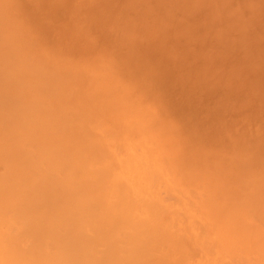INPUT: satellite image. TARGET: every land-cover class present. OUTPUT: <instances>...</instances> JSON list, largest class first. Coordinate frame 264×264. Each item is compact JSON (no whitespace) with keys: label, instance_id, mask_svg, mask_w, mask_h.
Returning <instances> with one entry per match:
<instances>
[{"label":"rangeland","instance_id":"1","mask_svg":"<svg viewBox=\"0 0 264 264\" xmlns=\"http://www.w3.org/2000/svg\"><path fill=\"white\" fill-rule=\"evenodd\" d=\"M15 70L17 78L34 77L32 85L23 81L28 90L9 88ZM3 86L17 92L22 109L15 116L33 137L10 141L14 171L10 178L0 171L7 179L0 180V205L11 209L0 208V234H15L20 251L43 233L16 230L28 221L22 208L31 200L22 196L12 209L18 199L4 200L14 190L31 197L37 178L71 193L74 203L42 196L56 222L60 210L78 205L74 187L58 186L74 177L75 191L89 195L93 220L84 168L111 163L109 174L123 172L138 211L151 205L153 257L264 264V0H0ZM2 97L8 116L12 104ZM98 221L104 236L107 226ZM132 246L139 249L136 240ZM171 247L180 257L167 253ZM50 249L45 244L43 253ZM141 253L137 263L145 264Z\"/></svg>","mask_w":264,"mask_h":264},{"label":"bare ground","instance_id":"2","mask_svg":"<svg viewBox=\"0 0 264 264\" xmlns=\"http://www.w3.org/2000/svg\"><path fill=\"white\" fill-rule=\"evenodd\" d=\"M25 68V66L21 67V69ZM16 74L17 70L13 71L12 77L14 80L10 79L9 88H11L13 85H20L23 88L22 84L24 80H26L30 85L34 84V77L31 74L28 73L26 75H22L20 76V78L18 77L19 79L17 78ZM6 78H10V76L7 75ZM24 86H28V84ZM2 88L4 90L7 89L6 86H3ZM4 90L0 91V97L3 93L8 95L7 98H2L3 100H10L13 111H11L8 116L3 115L2 108L0 107V125L3 127V130L0 131V171L2 175L4 174V178H10L14 171L13 163H15V159L11 155L12 153L10 151V141H15L16 145H18L23 142L31 141L33 137L28 136V129L26 124L23 122L22 117L15 116L14 109H22V105L18 103L19 97L17 92L11 90L13 92L10 93V91L8 90L9 92L7 93V90ZM23 90L28 89L23 88ZM31 98H33L32 94L29 95V99ZM24 112L25 110H21V113ZM31 123H33L34 125L39 124L35 119H33ZM42 129H44V127ZM61 136L62 135H60V137ZM85 145H83V147ZM61 146L63 147V145ZM55 149L52 150L53 153H56V151L57 153H59L58 150ZM7 154L10 155V161L6 162ZM69 154L68 156L66 155L67 158L70 156ZM71 156H73V154ZM103 161L105 162V159ZM4 162H6L5 165ZM20 164L21 167L24 168L27 165V161L23 160ZM110 164L111 163H109V165ZM109 165L107 164L104 169L95 167L96 165L89 168L86 166L84 168L82 178L84 177L85 171L89 169L88 171L90 175L88 185L92 189L91 191H94L95 195L93 197L92 206L97 207L94 209L95 216L93 220L89 215L91 218L90 220L92 221L90 223H88L89 221L85 220V217H88L89 219V195L81 189L75 191L76 187L73 185L77 183V179L74 177H71L68 181H61L58 186L65 187L69 191L74 187L75 190H73L75 192V195L79 197L78 205H74V208L72 209H67L64 211L60 210V214H56V222L58 223L52 222L50 218H48L49 215L45 207L42 208L41 206V198L42 196L52 198L56 197L59 200L67 199L69 203H74L75 198L73 199L71 193L69 194V196L63 193H57L51 190V187L48 186L47 182L40 181L37 178L31 180L32 187H34L36 190V194L32 195L31 197L28 195V192L26 190H24L22 194L14 190L13 195L10 198L4 200L6 201L11 198L18 199L17 202H14L12 204V209H14V205L18 204V201L21 200L22 196L31 200V202L27 203L30 204V206H26L27 204H25L22 208L26 212V219H28V221L26 220V223L24 224L22 222L16 223V230L23 226L27 231L37 229L43 234L40 238V241L39 239L34 238V241L29 243L26 248L21 251L17 248V238H15V234H0V264H141L137 263L138 254L140 252H142L141 255L144 259V261L142 262H144L145 264H164L165 258H155L151 254V251H153V249L155 248L154 239L148 232L150 229H152V225L147 219L151 214V205L149 203H144L143 206L145 208H148V211L144 212V210L142 209L138 211V207L133 201L129 199V197L133 194V197H136V194L133 193V191L132 195H128L127 186H129V181L124 179L125 176L123 175V172L122 175H120L116 173V170L113 174H109ZM122 168L123 166L121 165V169ZM4 178H0V180H5L6 183L7 179ZM45 179L52 182V177L50 175H46ZM58 179H60V177ZM22 180L24 182L26 181L25 178H22ZM25 186L26 185L22 187ZM86 189L88 190L89 188ZM133 189L134 188L131 187V190ZM139 207L141 208V206ZM0 208L2 210H11L9 206L3 201L0 205ZM133 211H135V214L130 215L129 213ZM231 215L234 217L233 213H231ZM98 220H100L107 226V230L105 229L106 231L104 236H102V230H100L101 226ZM73 223L75 224V227H70L73 226ZM233 224H235L233 221L227 223L228 228L231 229L230 237H233L237 235L236 233H238L236 226L233 229L231 228ZM9 226L11 227V224ZM69 227L71 228V230H69ZM88 231L90 232V234H87ZM165 235V230L161 229L159 231L160 238L164 237ZM135 240L139 243V249L132 246L134 245ZM239 240L244 241L241 238H239ZM97 242H103L104 244L102 246H97ZM45 244H49L51 246L50 253H43ZM223 247L225 246L223 245ZM167 253L174 259L180 257L179 254L174 249H172V247ZM230 254L232 253L230 252ZM175 263L178 264V260H175Z\"/></svg>","mask_w":264,"mask_h":264}]
</instances>
